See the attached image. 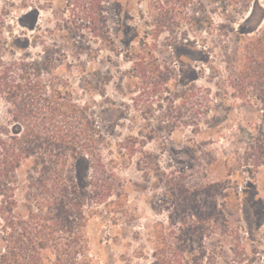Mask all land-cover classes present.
Instances as JSON below:
<instances>
[{
  "label": "rangeland",
  "instance_id": "374dc122",
  "mask_svg": "<svg viewBox=\"0 0 264 264\" xmlns=\"http://www.w3.org/2000/svg\"><path fill=\"white\" fill-rule=\"evenodd\" d=\"M184 1L168 14L157 0H104L93 24L90 0H0L5 59L30 54L105 135L137 137L117 168L124 211L100 206L76 221L78 264H264V164L250 159L264 146V0ZM40 171L30 159L18 173L23 216L37 211L27 192ZM70 175L88 196V160ZM210 223L218 228L195 235ZM46 253L45 264H61L53 246Z\"/></svg>",
  "mask_w": 264,
  "mask_h": 264
},
{
  "label": "trees",
  "instance_id": "16d2710c",
  "mask_svg": "<svg viewBox=\"0 0 264 264\" xmlns=\"http://www.w3.org/2000/svg\"><path fill=\"white\" fill-rule=\"evenodd\" d=\"M103 1L90 0V23H96V5ZM184 2L157 0V5L169 14L180 12ZM258 3L246 22L253 20ZM258 22L264 24V16ZM1 24L0 264H45L46 251L52 246L61 264H78L76 259L84 243L76 221L95 216L100 206L111 213L124 211L125 180L117 168L133 160L139 148L137 137L128 135L116 141L105 135L92 117L89 104L79 102L69 83L51 68L30 61V54L6 60ZM165 27L160 24V31ZM147 57L139 60L147 61ZM259 147L250 157L256 166L264 164V146ZM104 151L115 155L106 157ZM30 159L41 165L38 178L29 186L31 192H27L37 211L32 207L28 216H23L16 211L21 189L18 173ZM78 160L90 163L88 196L79 193L70 175ZM192 211L193 215L203 214L202 208ZM215 223L203 225L195 235L206 236L209 225L215 228Z\"/></svg>",
  "mask_w": 264,
  "mask_h": 264
}]
</instances>
